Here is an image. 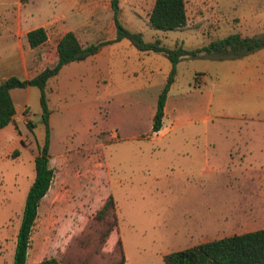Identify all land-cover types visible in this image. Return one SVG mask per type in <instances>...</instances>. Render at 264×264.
Segmentation results:
<instances>
[{"label": "rangeland", "instance_id": "1", "mask_svg": "<svg viewBox=\"0 0 264 264\" xmlns=\"http://www.w3.org/2000/svg\"><path fill=\"white\" fill-rule=\"evenodd\" d=\"M97 1L110 8L109 0ZM151 1L117 4L119 23L139 31L144 41L158 38L168 48L194 49L228 34L264 37V0H185L186 24L173 30L148 25ZM16 2L0 0L2 56L10 54L6 51L13 45ZM40 7L36 1L28 3L23 12ZM49 13L48 8L38 11L20 32ZM98 15L108 21L106 31L100 30L94 39L112 35L111 11ZM47 33L43 54L51 57L57 33L49 28ZM12 50L11 56L16 54ZM40 51H31L29 65ZM109 52V73H94L85 65L74 78L59 75L51 80L56 87L53 83L47 87L51 181L84 183L85 191L98 200L110 194L123 257L117 264H163L164 254L227 236L201 235L186 226L188 218L201 210L186 199L192 181L202 179L188 169L194 162L186 154L189 149L208 148L222 172L237 166L264 167V137L259 138L264 134V47L237 55L200 52L179 59L157 134L150 125L169 60L161 53L137 51L124 38L109 42ZM15 76L21 78V72ZM9 92L15 125L0 130V246H12L34 176L33 158L44 140L38 89L27 86ZM193 134L204 138L195 139ZM97 211L88 225L94 232L79 241V246L93 245L91 251L101 248L102 233L115 223L112 210L103 220L96 217Z\"/></svg>", "mask_w": 264, "mask_h": 264}, {"label": "crops", "instance_id": "2", "mask_svg": "<svg viewBox=\"0 0 264 264\" xmlns=\"http://www.w3.org/2000/svg\"><path fill=\"white\" fill-rule=\"evenodd\" d=\"M16 1L14 41L11 49L8 48L6 51L10 54L2 56L0 49V82L8 76H15L16 72H21L22 77L20 79L28 77L29 55L35 49L28 46L25 33L32 28L42 27L46 33L45 42L41 47L36 48L37 52L41 49V56H46V52L43 54V46L49 39L48 28L50 33L58 34H53L56 36L53 46H55L58 37L66 31L74 32L78 39L85 44L99 43L114 38V25L111 22V29L108 27L107 31L110 29V34L111 32L113 34L94 39L100 30H105L104 25L108 21H103L98 15L99 11H111V19L113 14L111 8H107L104 4L99 6L97 0H29L24 4ZM35 1L39 5L41 3L42 7L39 10L27 8L23 12L25 5L28 3L33 5ZM151 2L153 3V0ZM45 8H48L50 13L44 19H36L38 21L36 25H25L26 28L20 32V26L24 25L23 23L27 22L29 17L38 11L44 12ZM19 34L22 39L18 37ZM12 49L16 52L13 56H11ZM53 50L54 47L51 49V56ZM109 53V43H105L99 47L97 52L85 59L62 65L57 74L48 80L47 87L50 83L55 86L54 80H51H56L59 75L67 74V76L74 78L83 70L85 65H88L89 70L94 73H109ZM99 81L101 80L95 79V82ZM173 84L174 79L170 86ZM51 114V110H49L48 124H50ZM9 124L15 125L14 121ZM9 124L0 130L7 129ZM158 132L159 130L152 133L157 134ZM263 137L264 134L261 133L259 138ZM193 138L203 139L204 136L193 134ZM242 150L246 152V149ZM186 154L194 161L192 165L188 166V169L191 170L190 172L197 171L202 178L193 180L188 187L186 199L196 203L201 210L188 218L186 226L188 223L192 228L191 230L201 235L212 232L227 236L264 228V167L262 164L255 167L226 168L222 172L217 170L219 168L216 164L217 160L211 158L208 148L204 146L194 147L189 149ZM220 175L225 178H219ZM85 188H88L86 184L76 181H51L36 209V215L29 233L24 264H36L48 256L55 257L59 264H117L123 262L113 208L111 216L115 221V226L107 230L102 242H100L101 248L98 251H91L93 245L79 246L81 236L93 231L88 225L91 220H95L93 216L95 211L102 206L106 199V196L99 200L92 197L90 190L85 191ZM74 192L77 194L73 195ZM106 195L110 194L106 193ZM18 225L14 229L12 246H0V264H12ZM83 227H85L84 233L82 232ZM97 241L98 238H95V242ZM63 243L70 245L61 246ZM72 244L75 246H71Z\"/></svg>", "mask_w": 264, "mask_h": 264}, {"label": "trees", "instance_id": "3", "mask_svg": "<svg viewBox=\"0 0 264 264\" xmlns=\"http://www.w3.org/2000/svg\"><path fill=\"white\" fill-rule=\"evenodd\" d=\"M18 1L23 4L29 0ZM109 7L113 12L114 38L112 40L85 44L78 39L74 32L66 31L56 40L51 57L41 56L40 52V54L38 53L32 57L26 79L11 75L0 82V128L14 121L15 109L9 91L13 88L34 86L38 89L40 117L44 130L43 144L33 158L34 176L24 197L20 221L15 235L12 264H24L25 262L29 233L36 215V209L53 177L48 152L49 108L47 105V83L49 79L57 74L62 65L73 61H81L97 52L101 45L121 38L126 39L137 51H151L164 55L170 62V68L157 95L150 125V131L154 132L161 128L166 93L173 82L175 64L179 59L185 56H196L200 52H217L222 55L231 52L237 55L238 53L264 47V37L253 38L241 37L239 34H228L222 38L212 39L205 45L194 49H185L180 45L168 48L162 45L158 38L144 41L139 31L129 30L122 26L117 20V0H109ZM186 20L185 0H153L147 14L148 25L158 30L181 29L185 26ZM25 39L30 48H39L46 40L45 30L42 27L32 28L25 33ZM28 126L31 127V123L28 122ZM13 152L15 155L17 154V150ZM112 208V198L107 195L95 215L101 220L107 219L108 211ZM113 226H115V223ZM107 230L102 234L106 235ZM162 260L163 264H263L264 228L223 236L171 251L164 254ZM36 264H59V261L55 257L48 256Z\"/></svg>", "mask_w": 264, "mask_h": 264}]
</instances>
